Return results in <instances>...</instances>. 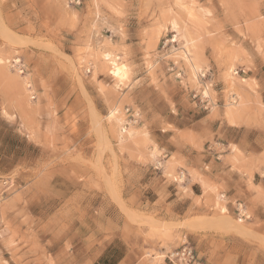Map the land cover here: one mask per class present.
Masks as SVG:
<instances>
[{
    "label": "rangeland",
    "instance_id": "374dc122",
    "mask_svg": "<svg viewBox=\"0 0 264 264\" xmlns=\"http://www.w3.org/2000/svg\"><path fill=\"white\" fill-rule=\"evenodd\" d=\"M0 59V264H264V0H0Z\"/></svg>",
    "mask_w": 264,
    "mask_h": 264
},
{
    "label": "built area",
    "instance_id": "2783aa9c",
    "mask_svg": "<svg viewBox=\"0 0 264 264\" xmlns=\"http://www.w3.org/2000/svg\"><path fill=\"white\" fill-rule=\"evenodd\" d=\"M74 1L81 4V0ZM167 259L172 264H201L193 248L188 245L168 254Z\"/></svg>",
    "mask_w": 264,
    "mask_h": 264
},
{
    "label": "bare ground",
    "instance_id": "6f19581e",
    "mask_svg": "<svg viewBox=\"0 0 264 264\" xmlns=\"http://www.w3.org/2000/svg\"><path fill=\"white\" fill-rule=\"evenodd\" d=\"M176 28V27H175ZM186 31V30H185ZM184 33V32H183ZM187 34V33H186ZM184 37V36H183ZM186 38V37H185ZM189 39H187V42H189L188 41ZM187 46V45H186ZM185 49V48H184ZM185 51H187V49L185 50ZM196 52V51H195ZM188 53H190L189 51H188ZM188 53L186 54L187 55V57H188ZM185 55V54H184ZM190 55V54H189ZM195 55V54H194ZM196 56V55H195ZM196 59V58H195ZM1 60V59H0ZM189 60V59H188ZM197 60V59H196ZM189 61H191V60H189ZM109 62H110V64L112 65V68H111V73L114 75V77H116L117 79H119V81H123L125 78H127V76H128V70H127V68H126V66L124 65V64H119V63H117V60L116 59H110L109 60ZM191 62H194V59H193V61H191ZM194 69H195V74H196V70H197V65L195 64L194 66ZM199 68V67H198ZM198 73V72H197ZM194 75V74H193ZM208 92V91H207ZM206 94V93H205Z\"/></svg>",
    "mask_w": 264,
    "mask_h": 264
}]
</instances>
